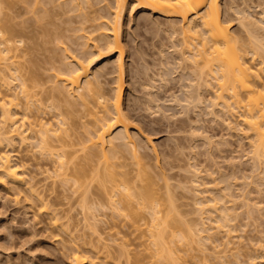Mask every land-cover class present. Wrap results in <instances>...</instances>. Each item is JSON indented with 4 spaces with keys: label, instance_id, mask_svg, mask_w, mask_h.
<instances>
[{
    "label": "bare ground",
    "instance_id": "bare-ground-1",
    "mask_svg": "<svg viewBox=\"0 0 264 264\" xmlns=\"http://www.w3.org/2000/svg\"><path fill=\"white\" fill-rule=\"evenodd\" d=\"M9 2L11 1L0 0V187H3L5 191L14 190L15 197L20 194L16 188L25 187L23 188L27 194V196L25 195L27 198L24 197L28 202L27 209L36 208L34 211L36 214L32 213L35 214L32 216H48L49 227L52 226L55 230L60 229L70 236H67L71 239L67 242H71V244H67L71 245V251L70 249L67 251L71 252L69 258L72 264H91V260L95 258H97L96 262L100 260L98 264H120V258L123 260L122 258L125 257L122 255H129L126 252L127 246H124V243H121L122 246L115 242V235L118 234L113 236L112 232L111 236L115 240L110 241L109 239L113 240L114 238L107 237L109 232L106 233L104 230L103 233L97 227H99L100 221L103 224V221L108 220L106 224L111 225L112 228L106 229L112 230L117 225L115 222L118 219L125 221V218L129 222L131 221V224L133 223L132 227L137 231H140L141 221L148 222V224L145 222L147 224L146 233L149 237V245L153 248V251L150 252L153 254L150 257L153 256L157 261L178 264L183 255H188L194 260L195 255L192 253L197 251L203 254L202 259L204 260L215 259L217 261L216 259L220 258L219 260L222 259L228 263L226 261L227 254L234 250L229 247L231 244L229 237L235 231V224L246 220V222L252 223L251 219L255 218L254 214L260 215L258 211L260 212L263 206L259 207L260 204L254 202L253 197H250L253 192L246 193L245 188L248 184L245 187L241 185L244 188L240 191L244 192L243 195L235 196L232 189L235 182L234 184L225 183L227 181L225 179H228L227 176L231 175H224L223 171L218 170L219 168L217 173L222 174L219 177H223L224 181H221L220 178L215 181V178H212L216 171L214 173L212 171V175L205 171L209 181L203 182L200 180L204 175H202L203 171L197 167L195 162L187 163V168H183V173L185 172L187 177L179 174L183 181L179 177L178 180L181 181H177L178 185L173 188L172 185L175 184L171 185L169 182L171 176L164 174L163 171L158 173L150 171L152 164L150 165L149 162L148 164L146 159L148 153L157 157L156 146L153 140L141 134L145 144L143 147L141 137L130 133L131 116L123 108L125 92L123 78L127 71L124 61L126 47L123 46L127 42L122 44L123 28L126 27L123 20L127 13L130 16L133 12L140 10L167 19L164 29L160 31H164L166 37L168 35L170 43L167 45L169 47H164L169 49L168 52L172 49V52L163 53V49L160 50L161 52L157 54L161 55V61L159 58L160 62L158 61L157 65H160L163 72L157 74V77L154 75L152 76L154 78L150 77L152 79L149 83H147L148 80L140 83L147 92V94L145 92L146 102L143 103L144 107L147 106L145 109L149 108V111H154L157 108L159 111H156L160 112V108L163 106L156 97V93L154 94V91H157L156 88L159 87L154 88L155 83L165 86L170 81V76H172L170 74L175 73L180 76L181 72H185L184 70L188 71L190 75L187 74L185 81H188L189 84L186 85V82L183 85V87L187 86V90L183 88L184 90L181 92L183 95L178 96L179 98L176 95H171L169 98L171 102L167 101L166 103H169L170 106L174 104L173 108L183 107V114L188 111L185 109L192 106L196 109L200 106L206 107V113L212 116L213 120H221V123L227 127L226 129L235 130L233 132H236L237 129L241 136L247 135V139L252 138V141H249L251 145L248 151V153L250 152L248 162L253 173L249 172L252 174L249 176L244 173L245 176H242L241 179L243 178V181L245 178L251 179L253 180L251 182L256 183L255 185L258 183L257 181H260L261 185L257 186H262L264 185V0H34L32 2L34 7L48 4L57 5V7L61 6L62 9L69 10L70 13L78 14L88 10L89 16L85 17L87 19H83L85 22L90 19L93 26L90 27L92 31L89 32H85V29L88 28H84L82 25L74 29L85 32V35H80L81 41L78 43L77 54L71 56L67 54V49H61L63 54L60 58L63 59L57 58L62 64L58 67L51 66L54 62L51 60L56 59L52 56V59L47 63L51 62L50 69L53 74L48 76L49 80L47 79L46 83H44L45 79L44 82L40 79L41 77L37 73V67L40 68V66L35 63L36 66L32 64L31 68L25 69L28 70L27 74H22L24 69L18 60H21L29 49L20 51L17 44H21V40L13 39L15 30L17 32L21 29L14 30L13 22H10L13 20L12 14L4 11L6 7L11 8L9 6L12 5ZM98 10H104V15L96 14ZM91 14H96V16H90ZM254 14L257 16L255 17ZM233 22L239 27L236 34L235 31H231L230 25ZM157 24L159 23L157 22ZM22 32L24 33V31ZM126 32L127 30L124 33ZM64 33L56 32L54 36L61 37L65 35ZM5 34H12L10 35L12 37H5ZM93 35L94 37H92ZM176 35L180 38H176ZM107 53L117 54L111 67L108 68L109 63L106 62L105 66L92 72L93 68L102 60H108L109 54ZM167 56L172 57L167 59ZM169 59H172L170 63ZM170 67H174L175 70ZM165 69L167 72H164ZM178 71L179 73H176ZM108 77L112 79L110 86L106 81ZM47 83L51 86L46 87ZM106 85L110 87L107 90L104 87ZM202 92H206V94L213 92V95L206 98L203 97ZM43 93L45 97H42ZM46 100L48 104L44 102ZM77 100H79V104ZM55 101L65 103L63 107L66 103L69 104L71 113L75 114H72L73 117L75 116V120L73 117L66 118V114L63 113L67 109L63 110V107L60 108L62 105H57ZM74 105L76 110L79 109V112L74 109ZM72 109L77 113L83 112L79 120H76L78 115L72 112ZM219 113L229 119L223 120ZM235 115H238L236 118L239 119L232 118ZM46 116H50V118ZM73 120L74 122H70ZM196 122L193 124L198 125ZM77 128L80 129L76 130ZM196 128L192 129L193 131L190 133L193 139L194 137L202 138L206 142L204 144L206 147L211 142L216 146L222 144L219 141L215 143L214 137L211 138L206 135V131L196 130ZM80 130L82 132L79 133L77 143H75L76 138L74 137L75 140H71V138ZM134 130L139 132L136 128ZM16 146L26 148L29 150L27 153H31L35 162L42 163L41 166H44V169H39L41 167H38L39 162L35 166L38 167L37 171L41 172H39L40 175L46 174L45 178L47 179L52 176L55 179L59 178L58 181L60 184L62 183V186L71 183L75 195L78 196L74 202L81 210L79 213L81 218L77 219L80 220L79 223L88 224L86 229L89 228L91 230L89 232L92 234L89 233L90 235L85 236H93L96 244L92 240L91 242L85 241L86 238L83 237V234L75 236L76 238L73 237L74 229L69 225L76 215L73 216L70 213L72 214L70 216L69 212H72V209H70L71 211L64 210L65 212H62L64 214L59 213L57 209L50 206L48 201L43 199L44 194L39 191L38 183L34 182L35 177L27 176L29 174H27L28 164L25 163L27 160H16ZM75 146L80 149L74 150ZM138 149H145L144 153H140ZM127 151L131 155L130 164L126 162L124 156ZM121 157L125 159L123 160ZM239 161L242 160H238V164L230 163L236 167V165L242 164ZM215 164L214 162L213 165ZM157 165L154 164L155 167H158ZM238 169L240 170V167ZM234 175L231 182L238 180ZM156 179L162 182H158ZM218 181H220V185L222 183L225 185L222 184L220 188H217ZM223 185L224 187H222ZM178 188L182 193L179 192L176 195L174 192ZM262 188L256 187L254 190L256 195H261L264 198L262 196L264 189ZM247 191L250 192V189ZM66 196L67 194H64L65 199L69 200L70 196ZM72 197L75 198V196ZM182 198L191 201V203L188 201V203L186 201H184L186 203H179V199ZM238 199V202L242 204L241 207L246 208L243 210L244 213L239 212L240 214H238L237 212L239 210L237 209L239 206H236ZM188 207L190 209H187ZM107 211L110 212V215H105L109 214ZM241 214L245 215V220L239 219ZM101 216H104V219ZM106 216H109V219ZM32 218L36 220L34 217ZM236 220L240 221L236 223ZM246 222H243L245 227H247ZM4 225L6 224L4 223ZM243 225L241 224V226ZM104 227L103 225L102 228ZM221 231L224 232V234L222 233L225 237L223 240L218 237ZM105 234H107L106 237H104ZM77 237H80V240H77ZM107 241L112 243L109 244L110 242ZM263 242V238L255 242L253 252L248 253L245 259H242L238 253L235 263L258 264V261L263 262ZM101 244L104 247L101 248ZM114 244L122 246L119 249L110 246L112 250H115L113 252L116 253L118 250L119 255L105 249L107 245ZM96 245L100 246L95 247ZM181 245L183 249L186 248L181 250L179 247ZM99 247L101 250L103 248L104 251L106 250L104 254L101 253L103 256L100 254L101 250H97ZM146 248L149 251L148 247ZM108 251L109 253H107ZM182 252L186 253L179 256V253ZM140 258H136L138 261L135 263H139ZM239 259L243 261H239ZM220 263L222 264L221 261H219ZM126 264H129L128 258Z\"/></svg>",
    "mask_w": 264,
    "mask_h": 264
},
{
    "label": "rangeland",
    "instance_id": "rangeland-1",
    "mask_svg": "<svg viewBox=\"0 0 264 264\" xmlns=\"http://www.w3.org/2000/svg\"><path fill=\"white\" fill-rule=\"evenodd\" d=\"M9 1L12 2V3L9 2L10 5H12V6H9L11 8L6 7V9L4 11L12 14L11 16H13V20L10 22H13L12 26L14 27V30L15 29H21V30H17V32L15 30V35H14L13 39L16 41L21 40V44H17L20 51L21 50L26 51V49H29V51H26L27 54L21 60H18V61L22 64L21 66L23 67L24 70L31 68L32 64H34V63L37 66H40V68L37 67L38 70L36 69L37 73L41 77L40 79L42 80V82L45 81L44 83H46L47 79L49 80L48 76L53 74L52 69H50L51 62L54 61L51 64L52 67L54 65H55V67L62 65L59 62V60L62 58V57L60 58V56H62V54H63L61 49H67V54L71 55V56L73 54H77L78 47H79L78 43H80V41H81L79 39L80 35H85V32L92 31V30H90V29H92L90 27H93L91 25L92 22L90 21V19L87 20L88 22H85V19H87L85 17L86 16L88 17L90 13L88 12V10H85L80 14L70 13L69 10L67 11V9H65V8L62 9L63 7H61V6L57 7V5H50V4L34 7V5H33L34 3L32 4V2H34V0H25V1L24 0H9ZM59 7H61V8H59ZM32 10H33V12H32ZM65 11H67V12H65ZM104 12H105L104 10H100V11L98 10V12L96 14L104 15L103 14ZM44 13H47V14L45 15ZM77 14L80 16H78ZM96 14H91L90 16H93V15L96 16ZM150 14H151V12H148L145 10L144 11L140 10L137 12L135 11L130 15L131 17L128 16V13H127L126 14L127 16L125 15L124 20H123V22L125 24L124 26H126V27L123 26L124 28H126V29L123 28V30H124V32L127 30V32L126 33L123 32V35H122V38H123L122 44H125L127 42L125 45H123L126 47V49H125L126 50V53H125L126 57H125L124 61H125V67H127L126 68L127 71L125 72L126 74L124 75V78H123V81L125 84L124 85L125 92H124V98H123L124 99L123 100V103H124L123 108L131 116V121H132L131 125L132 126L130 129V133H132V134L135 133L137 135V137H141V140L143 141V143H141V145L143 147L145 146L143 136L153 140V143L156 146L157 157L155 155L153 156L152 153H150V154L148 153L147 159H146L147 161L146 160L145 161L147 163L149 162L150 165L152 164V167L150 169L151 172L158 173L159 171H163V172H165L164 174H168L169 176H171L170 177L171 180L169 182L171 183V185L175 184V185H172V188H173V186L176 187V185H178L176 183L177 181H181V180L183 181V178H181L180 175H182L183 177L186 175V174H184L185 172L183 173V171H184L183 168H187L186 164L187 163L189 164L191 162L192 163L195 162L197 167L203 171L202 175L203 174L205 175L206 172H209L207 174L212 175L211 174L212 171H213V173H214V171H216L212 176V178H215V181H217L220 178L219 175H222L220 173H217L218 170H220L221 172L223 171V174L226 176L231 175V176H227L228 179H225V180H227L225 183L228 182V183L234 184V182H235L234 188H232L234 190V194H236L235 196H237L239 194L243 195L244 192H240V191H242V188L245 187L246 184H248V185H246V188H245L246 193L253 192L252 194H250L251 195L250 197H253L252 199H254L253 200L254 202L256 201V203L260 204L259 207L260 206H263V207H261L262 209L260 212L258 211V213L260 215L254 214L255 218L251 219L252 223L250 221H248L251 224L246 222L247 220L241 221L239 224L237 222L240 220L235 221L238 225L234 223L236 226L235 231L229 237V239L231 241V244L229 245V247L234 249V250L230 251L227 254L228 257L226 258V261L228 263H225L224 260H222V259L219 260L220 258L216 259L217 261H215V259L214 260H212V259L211 260L210 259L204 260V259H202L203 254H201L200 252H197V251H194L192 253L193 255H195V258H193L194 260H192L186 254L185 255L188 257L184 256L183 253H186V252L179 253V256L180 255H183V256L180 257V259L178 261V264H197V261H199V260H201V261H199L198 264H217V263L219 264V261H221L222 264H239L240 262L235 263L236 258L238 257V253L242 256V259L243 258L245 259L247 257L246 255L248 253L250 254V252H253V247H254L255 242H257L258 240H262V238L264 239V209H263L264 208V202L262 203L264 198L261 197V195L255 194L256 193L255 188L256 187H259V188L263 187L262 189H264V185L257 186L259 184L261 185V183H259L260 181H257L258 183H257V185H255L256 183L254 184L253 182H251L253 180H251V179L249 180L248 178H245L244 181L246 183H243L244 182L243 178L241 179V177L245 176V174L249 176V175H252L251 173H253L251 171L250 163L248 162V159H249L248 157H250L248 155V154H250V152L248 153V151L250 150V145H251V142H249V141H252V138L247 139L246 138L247 135L241 136L240 135L241 133L239 131L237 132V129H236V132H233L235 130L231 131L229 129H226L227 127L224 125V123H221L222 122L221 120H217V119L213 120L212 116H209L206 113V110H207L206 107L200 106V108L196 109L194 106L191 105L194 109L192 107L185 109V111L186 110H188V111H186V114H183L182 113V112H184L183 107L176 106V108H173L174 104L172 106H170L169 103H166L167 101L170 100L169 98L171 97V95L172 96L176 95L177 98H179L183 95L181 92L184 89L187 90V86L183 87L184 83L187 82L186 85L189 84L188 81H185V79L187 78V74H189V72L186 70H184L185 72H181L180 76H179V74L177 75L175 73L170 74V75H172V76H170L171 77L170 81L168 83H166L165 86L159 85V84H161V83H159V81H158L159 84L155 83L154 88H156L157 86H159V87L156 88L157 91H154V94L156 93L155 94L156 97H158V99L162 102L161 104L163 105V106L161 105L162 107L160 108L161 109L160 112H157L159 110H157V108L154 109L155 107H151V108H153L154 111L157 110L156 112H154L152 110L149 111V108L145 109V108H147V106L144 107L143 103L146 102L145 101L146 89H143V87L140 83L147 82L144 80H148L147 83H149V81L152 78H154V77H152L153 75L155 77H157L156 76L157 74H160L163 72L162 68H160V65L159 66L157 65V64H159L158 63L159 58L161 61V55L157 54V53H160L161 52L160 50H162V49H163L162 50L163 53L168 52L169 49L167 50L166 48L169 47V45H167V43H170L169 42L170 40L168 41V39H169L168 35L166 37L165 36L166 34H164L165 32L160 31V30L164 29L165 22L167 21V19L159 17L157 14H151V15ZM254 15H255V17L257 16L256 14H254ZM140 16H142V17H140ZM83 18H85V19H83ZM128 21H129V24H128ZM130 21H131V23H130ZM156 21L159 24H157ZM81 25L84 28L86 27L88 29H85V32L74 30L76 28L81 27ZM127 25H128V27H127ZM159 26H162V27L160 28ZM230 27H231V31H233V32L235 31V34L237 31H239L238 30L239 27L236 25L235 22H233L230 25ZM158 28H160V29H158ZM22 31H24V33ZM64 31H66V32L64 33ZM56 32L57 33L63 32L65 35H63L61 37L54 36V35H56ZM10 35H12V34H9V35L5 34V37H12ZM96 35H98V34H96ZM92 37H94V35ZM176 38L179 39L180 36H177ZM125 39H126V41H125ZM162 46H163V48H162ZM165 50H167V51H165ZM170 52H172V49ZM170 52H168V53H170ZM168 53H167V55H168ZM107 54H109V53H107ZM140 54H141V56H140ZM104 55H105V53H104ZM116 55L117 54H109L108 58H107L108 60H106V59L102 60L99 64H97V66H95L93 68L92 72L101 68L102 66H105L106 64H104V63H106V62L109 63L108 68L111 67V65H112L111 63H113L114 58L116 59ZM158 55H160V56H158ZM164 55L166 56V54H164ZM52 56L54 57V59L55 58L56 59L51 60ZM110 56H111V58H110ZM170 57H172V56H170ZM170 57L167 56V59ZM50 60H51V62L48 64L47 62H49ZM171 61H172V59H169L168 62L170 63ZM173 62H174V60H173ZM35 64H34V66H36ZM146 65H147V67H145ZM172 65H174V63ZM148 67H149V70H148ZM170 68H173L172 70H175L174 67H170ZM170 68H167V69L171 70ZM167 69H165L166 71L164 70V72H167ZM24 70H22V74H25V73L27 74L28 70H25V71ZM33 70H34V68H33ZM173 72H175V71H173ZM176 73H179V71ZM164 74H166V73H164ZM167 74H169V73H167ZM184 76H186V77H184ZM150 77H152V78H150ZM158 77H159V75H158ZM183 77H184V79H182ZM188 77L191 78L190 76H188ZM110 78L111 77H108V79L106 78V81L109 83V86L111 85V82H112V79H110ZM49 83L46 84V87L51 86V85H49ZM43 86L45 87V85H43ZM104 87L106 90L108 88H110V87H108V85H106ZM45 88H42V89H45ZM183 93L185 94V92H183ZM146 94H147V92H146ZM202 94H203V97L209 98L211 95H213V92H207V94H206V92H202ZM43 95L44 96H42V97H45L44 93H43ZM70 99H71V97H70ZM75 101H76V99H75ZM77 101L79 104V100H77ZM44 102L46 104H48L47 100ZM49 102H51V101H49ZM55 102L59 106L62 105V106H60V108L63 107V104H65V103H59L57 101H55ZM169 102H171V101H169ZM74 103H76V102H74ZM78 104H76V106H79ZM128 106H130V107H128ZM180 108H182V109H180ZM62 109L68 110V111L67 110L64 111V113H63V114H66V116H65L66 118L68 117V119H69V117H73L72 114H74V113H71V110H70L71 108H69V104L66 103V105H64V107ZM62 109H60V111ZM74 109L76 110L75 105H74ZM74 109H72V112H75ZM128 109H130V110H128ZM180 110H181V112L179 113ZM76 111L79 112V109ZM81 111H83V109ZM216 111L218 112V110H216ZM75 113H77V112H75ZM82 113L83 112L77 113L78 117L76 116L77 117L76 120L77 119L79 120V117L81 115H83ZM220 115H222V114H220ZM50 116H46V117L50 118ZM236 116H238V115H235V117H232V118L239 119V118H236ZM74 118H75V116L73 117V119ZM221 118H223V120L229 119L226 117L224 118L223 115ZM230 119H231V117H230ZM70 120H72V119H70ZM74 120L70 121V122H74ZM198 120L200 121L199 123L196 122ZM217 121H219V122H217ZM194 122H196L198 125L193 124ZM194 125H196V126H194ZM134 127L136 129H138L139 132L134 130L135 129ZM196 127H198V128H196ZM195 128H196V130L198 129L200 131L204 130L203 132L206 131L205 133L207 136H210L211 138L214 137L213 140L215 139L214 140L215 143H218L216 141H219V143H222V144H218V146H216V144L212 145L213 143L211 142L209 144V146L207 145V147H206V145H204V144H206V142H204V140H202V138L194 137V139H193V137H191L190 133H192V131H193L192 129H195ZM240 128H242V127H240ZM79 129L77 128L76 130H79ZM81 130H80V132L78 131L77 134H74L72 136L73 138H71V140L72 139L75 140V138H76L75 143H77V138L82 132ZM240 139H241V141H240ZM141 140H139V142ZM222 141H224V142H222ZM72 142H74V141H72ZM223 143H225V144H223ZM226 143H228V144H226ZM210 146H212V147H210ZM73 149L78 150L80 148L78 146H75V147H73ZM144 150L138 149V151H140V153L141 152L144 153ZM27 151H29V150H26V148L16 146L15 153L17 156L15 158H16V160L17 159H19V160L23 159L24 161L27 160V161H25V163L27 162V164H28L27 169L29 168L27 170L28 171L27 174L29 173L27 176L29 178H31V176L35 177V179L33 178L34 182L38 183L37 185L39 186V191H41L44 194L43 199L46 200V202L48 201V203L51 204L50 206L54 209H57L59 213H62V212H65V211L72 209V212H69V214L72 213L73 216L74 215H76V216H74V219L71 220L72 223L69 222L71 225H69V224L68 225L73 227V229H74L73 234H72V235H74L73 237L82 236V234H83L84 235L83 237L86 238V239H84L85 241L91 242V240H92L94 242V244H96V241H94L95 239L93 236H85V235L92 234L91 232H89V231H91V230H89V228L86 229V227H88V224L83 223L84 224L83 225L82 223H79L80 222L79 219L81 218L79 213L81 210H80L79 206H77V203L74 202V200L76 198H78V196L75 195L76 193H74V191H73L74 188L71 186V183L69 182L67 184H63V186H62L61 185L62 183L60 184V182L58 181L59 178L55 179L52 176V177H50V179H47V178H45V177H47V176H45L46 174L40 175L41 172L39 170L37 171V168L40 167L42 165V163L40 164V162L38 161L40 165H38V167H35V166H37L38 162L37 161L35 162L34 157H31V153H29V152L27 153ZM147 151L149 152V150H147ZM78 154L80 155L81 153H78ZM122 156H123V154H122ZM124 156L126 159L123 157H121V158H123V160L124 159L127 160L126 162H128L130 164L131 163L130 162L131 161V157H130L131 155H129L128 151L124 153ZM241 156H243V158H241ZM230 160H232V161H230ZM238 160H242V161H239V163H242V164L236 165V167H234L235 165L233 166L230 163V162H233L235 164H238ZM77 161H80V160H77ZM226 161H228V162H226ZM234 161H236L237 163ZM214 162L216 163L215 165H213ZM246 162L249 164V166ZM45 163H47V162H45ZM225 163H227V164H225ZM154 164L155 165L158 164L157 165L158 167H155ZM239 167H240V170L238 169ZM42 168L44 169V166H41L39 169H42ZM233 168H234V170H233ZM238 171H241V172L239 173ZM249 172H251V173L249 174ZM233 174H235L234 177L236 176L238 178V180L236 179L237 182H236V180L235 181L233 180V182H231L233 179ZM204 175L202 176V178L200 180H202L203 182H206V180L209 181L206 178V175L205 176ZM179 177L181 180H178ZM186 177H187V175H186ZM45 179H47V180H45ZM159 179H156V180H158V182H162ZM209 179H211V178H209ZM220 180L224 181V178L221 177ZM39 181H40V183H39ZM212 181H214V180H212ZM219 182L220 181L217 182V184L219 185V186L217 185L218 186L217 188H220L221 185L224 184V183H222L220 185ZM224 185L222 187H224ZM253 185H255V186L253 187ZM40 186H41V188H40ZM231 186L233 187V185H231ZM23 187L24 186H19L18 188H16L17 191H20V194L17 197H15V194H14L15 191L14 190L8 189L5 191V190H3V187H0V264H72V262L69 258V256H70L69 254L71 252L67 251V249H70V251H71V247H70L71 245H69V244H71V242H67V241L71 240L69 238L70 236L66 235V233H64V231L62 232V230H60V229H59L60 230L59 231V230L53 229L52 226L49 227L50 221H49V218H47L48 216H41L42 218L37 216V215L32 216V215L36 214L34 212L36 208L34 206H32V207H34L33 209H27L26 205L28 204V202L25 201V198H27L26 197L27 194L24 191L25 187L24 188ZM175 187H174V189H175ZM41 189H43L44 192ZM178 189L175 190L174 194L177 195V194H179V192L182 193L181 189H179V190ZM246 189L247 190L250 189V192H248ZM24 192H25V194H24ZM64 194H67L66 197L70 196L69 200L65 199ZM72 196H75V198ZM262 196H264V195H262ZM184 201H186V202L188 201L189 203H191V201H189L187 199L185 200L184 198L179 199L178 202L181 203ZM238 201H239V199L236 202V206H239V207H237V209H239L237 212H238V214H240L242 212L244 213L245 211H243V210H246V208H244L243 206L241 207L242 204L239 203ZM186 202H184V203H186ZM182 209L187 210L190 208L188 207L187 209L186 208H182ZM107 212H109V211H107ZM32 213H35V214H32ZM62 214H64V213H62ZM72 214H70V216ZM105 215H110V212H109V214H105ZM31 216L34 217L37 221L34 220ZM104 216H101V218L103 217L102 219H104ZM244 216L245 215L241 214L240 215L241 218L239 217V219L245 220ZM106 217H107V219H109V216H106ZM77 218H79V219H77ZM2 220H4V221H2ZM105 220H106V218H105ZM119 220L120 219H118L117 222H115V223H117V225L116 224H115L116 226L113 225L115 228H113L112 230L106 229V228H112L111 225H109V226H111V227H109L108 224H106V221H108V220L103 221L104 222L103 224L100 221V224H98L99 227H97V228L101 232H103L104 230L106 231V233L109 232V234H108L109 236H107V237H110L112 232H113V234H112L113 236L115 234H118V235H115L116 240L112 236L111 237L114 239L113 240L109 239V240L110 241L115 240V242H118V245L121 243H124L125 244L124 246H127L126 252L129 253V255L128 254H127V256H126V254L122 255L125 257L122 258L123 260H121V258H120V264H124V263L126 264L127 258H128L129 264L130 263H132V264H166L165 261H160V260L157 261V260H155V258L153 256L150 257L151 254H153V253H150L153 251V248L149 245V241H148L149 237L146 233V228H147V224H148L147 221H145L147 224L144 221H141L140 222L141 223L140 231H137L136 228L132 227L133 223L131 224V221L130 222L127 221L128 219L126 220V218H125V221H122V220L119 221ZM253 220H255V221L253 222ZM34 221H35V223H34ZM61 222H64V221H61ZM243 222L247 223V227H245V225H243ZM2 223L3 224L5 223L6 225L3 226ZM85 224H87V225L85 226ZM241 224L243 226H241ZM103 225L105 226L104 228H102ZM243 227H245V228H243ZM70 230H72V229L70 228ZM222 233L224 234L223 231L219 232L218 237L223 240V239H225V237ZM106 235L107 234H105L104 237H106ZM67 236H69V237H67ZM68 238H69V240H68ZM79 238L77 237V240H80ZM110 241H107V242L109 243ZM67 243H69V244H67ZM111 243L112 242H110L109 244H111ZM147 243H148V245H146ZM97 244H98V242H97ZM114 245H116L117 247ZM114 245H107L105 249L113 252L115 250H112V247L119 249L120 247L123 246L122 244H121L122 246H120V247L117 244H114ZM97 246H100V245H96L95 247H97ZM110 246H112V247L110 248ZM181 246H179L181 250H184L186 248V247H184V249H183V246L182 247ZM102 247H104V246L102 245L101 248ZM146 247H148L149 251H147ZM101 248L99 247V249H97V250H101ZM105 251L103 248L101 250L100 254L101 253L104 254ZM109 251L107 253H109ZM117 251H116V253H118ZM114 253L115 252H113V254ZM102 254H101V256H103ZM110 254H112V253H110ZM230 254H232V255H230ZM118 255H119V253H118ZM93 258H94V255H93L92 259ZM109 258L112 259V257H109ZM136 258H138V259L140 258L141 261L139 260V263H135L138 261V260H136ZM205 258H207V257H205ZM96 259L97 258H95L94 260H91L92 261L91 264L92 263L98 264V262L100 260H98L96 262ZM231 261H234V262H231ZM239 261H243V260L239 259ZM257 263L258 264H264V261L263 262L258 261ZM87 264H90V263H87ZM240 264H242V263H240Z\"/></svg>",
    "mask_w": 264,
    "mask_h": 264
}]
</instances>
